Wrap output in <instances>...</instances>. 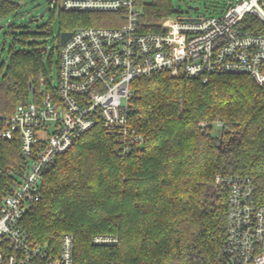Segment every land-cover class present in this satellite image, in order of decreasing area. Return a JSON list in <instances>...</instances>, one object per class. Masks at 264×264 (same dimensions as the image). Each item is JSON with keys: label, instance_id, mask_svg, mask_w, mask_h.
<instances>
[{"label": "trees", "instance_id": "1", "mask_svg": "<svg viewBox=\"0 0 264 264\" xmlns=\"http://www.w3.org/2000/svg\"><path fill=\"white\" fill-rule=\"evenodd\" d=\"M17 6L0 0V17ZM172 12L171 0L143 2L144 29H158ZM103 13L61 10L58 33L117 25L102 23ZM27 33L36 34H20ZM33 43L9 51L0 112L44 90L43 48ZM131 87L129 123L142 138L121 154L101 124L84 131L46 170L22 228L56 250L61 235L72 233L75 264H228L227 189L215 176H249L264 202V87L246 74L215 73L202 82L167 71L135 77ZM214 121L222 124L218 135ZM3 155L9 167L19 158L10 143ZM95 234L118 240L94 244Z\"/></svg>", "mask_w": 264, "mask_h": 264}, {"label": "built area", "instance_id": "2", "mask_svg": "<svg viewBox=\"0 0 264 264\" xmlns=\"http://www.w3.org/2000/svg\"><path fill=\"white\" fill-rule=\"evenodd\" d=\"M139 2L49 0L63 11L112 12L117 25L74 28L58 42L57 84L41 79L40 96L32 91L12 112H0V264H75L72 233L61 235L57 250L47 249L20 220L40 199L46 170L84 131L101 124L121 154L142 138L129 123L135 77L167 71L206 82L211 74L235 73L264 87V0H229L220 15H168L156 30L144 29ZM5 143L19 155L11 167ZM215 183L227 189L228 264H264V202L252 179L217 174ZM117 240L115 234L91 238L94 244Z\"/></svg>", "mask_w": 264, "mask_h": 264}, {"label": "rangeland", "instance_id": "3", "mask_svg": "<svg viewBox=\"0 0 264 264\" xmlns=\"http://www.w3.org/2000/svg\"><path fill=\"white\" fill-rule=\"evenodd\" d=\"M18 4L17 8L0 17V79L9 62V51L14 49H29L33 46L43 48V63L45 69L44 77L52 86L57 84V59L58 43L56 42L59 27L58 9L53 4L42 15L41 11L49 4V0H12ZM142 3L149 0H140ZM229 0H171L173 12L170 16L194 17L199 15H220ZM197 5L193 10L188 5ZM103 13L101 22L109 24L116 20L114 13ZM21 32H36V34H24ZM44 85V84H42ZM32 98L30 93L29 99ZM212 132L218 135L220 127L212 124Z\"/></svg>", "mask_w": 264, "mask_h": 264}, {"label": "water", "instance_id": "4", "mask_svg": "<svg viewBox=\"0 0 264 264\" xmlns=\"http://www.w3.org/2000/svg\"><path fill=\"white\" fill-rule=\"evenodd\" d=\"M188 7L190 8V9H193V10H197L198 9V6L197 5H188ZM50 8V5L48 4V5H46L44 8H43V10L41 11V15L46 11V10H48ZM71 34H72V30L71 31H60L59 33H58V35H59V43H63V42H65L70 36H71ZM221 140V139H220Z\"/></svg>", "mask_w": 264, "mask_h": 264}, {"label": "flooded vegetation", "instance_id": "5", "mask_svg": "<svg viewBox=\"0 0 264 264\" xmlns=\"http://www.w3.org/2000/svg\"><path fill=\"white\" fill-rule=\"evenodd\" d=\"M56 42H59V35H57V39H56Z\"/></svg>", "mask_w": 264, "mask_h": 264}]
</instances>
